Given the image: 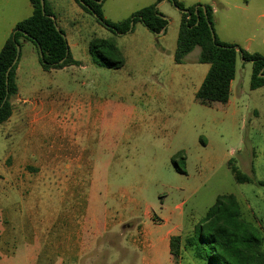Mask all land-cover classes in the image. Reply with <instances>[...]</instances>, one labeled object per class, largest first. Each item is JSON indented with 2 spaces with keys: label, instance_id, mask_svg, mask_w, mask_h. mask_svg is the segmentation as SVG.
I'll return each instance as SVG.
<instances>
[{
  "label": "rangeland",
  "instance_id": "1",
  "mask_svg": "<svg viewBox=\"0 0 264 264\" xmlns=\"http://www.w3.org/2000/svg\"><path fill=\"white\" fill-rule=\"evenodd\" d=\"M70 1L55 0L54 16L79 65L45 70L33 42L20 39L19 91L11 99L13 115L0 124V264H67L62 252L70 207L82 213L89 206L91 215L103 217L100 197L110 189L117 190L120 208L132 196L164 200L169 209L186 199V218L196 224L206 221L219 195L234 194L264 249V86L250 88L253 64L237 60L235 107L199 104L192 92L198 70L186 74L184 93L173 98L155 83L165 81L170 67L160 37L142 41L136 28L116 33L85 10L75 15ZM181 1L211 5L220 39L264 56V0ZM154 3L168 19L170 36L181 22L171 0H105L103 11L119 22ZM32 10L30 0H0V50ZM94 37L115 41L125 64L94 62ZM232 165L251 181L239 182ZM103 243L93 252L94 264H129L121 249L103 250ZM176 258L179 264H210L184 242Z\"/></svg>",
  "mask_w": 264,
  "mask_h": 264
},
{
  "label": "trees",
  "instance_id": "2",
  "mask_svg": "<svg viewBox=\"0 0 264 264\" xmlns=\"http://www.w3.org/2000/svg\"><path fill=\"white\" fill-rule=\"evenodd\" d=\"M76 1L83 10L93 14L99 23L116 33L124 34L132 31L137 21L143 22L155 34L165 31L168 25V19L159 11L156 3L144 6L122 21L113 22L104 15L105 0ZM171 1L181 11L175 62H185L187 55L199 46L201 52L198 61L210 65L195 94V100L199 104L214 106L228 103L239 55L253 64L250 88L257 89L264 86V56L243 48L238 50L235 44L222 41L216 33L213 35L214 10L211 5L187 6L181 0ZM30 2L33 7L32 14L15 25L0 50V124L13 115L11 99L19 91L17 68L20 56L9 72L8 83L7 71L16 58L17 44L21 46V38L33 42L45 70L80 64L72 56L64 30L56 28L51 18V15L55 14L47 0H45V12L41 0H30ZM39 48L43 51V58L40 56ZM89 51L94 62L101 66L120 68L126 61L121 49L112 39L92 38ZM180 155L182 153L178 152L176 157ZM229 163L232 164V160ZM178 169L185 172L184 169ZM232 170L239 182L251 181V178L243 174L235 165H232ZM183 242L194 247L196 254L208 260L210 264H264L263 239L258 228L243 217L241 206L234 194L219 195L216 203L207 210L206 221H199L191 235L171 238V250L176 257L179 256Z\"/></svg>",
  "mask_w": 264,
  "mask_h": 264
},
{
  "label": "crops",
  "instance_id": "3",
  "mask_svg": "<svg viewBox=\"0 0 264 264\" xmlns=\"http://www.w3.org/2000/svg\"><path fill=\"white\" fill-rule=\"evenodd\" d=\"M47 2L54 12L56 9L55 0H47ZM69 4L75 15L83 16L85 11L76 0H71ZM159 11L163 13L160 9ZM56 21L58 26L63 29L57 17ZM141 24L137 27L135 24L133 30L135 32L136 28L137 32L140 33L139 39L151 41L155 37H160L164 41L163 50L170 52V67L167 69L166 79L164 82L155 83L162 90H168L173 98L178 99L184 93L186 74L191 75L198 70L199 76L192 88L195 97L210 68L207 63H200V67H198L201 48L197 46L187 55L185 62L176 63L174 55L180 25L173 27L171 35L168 36L167 28L165 31L155 34L143 22ZM65 36L68 40L66 32ZM221 40L226 42L224 39ZM69 46L71 50L70 43ZM192 54L195 55L190 58ZM238 58H241L243 62L245 61L241 55ZM190 59L194 62L189 63ZM239 91L236 68V75L230 86V98L225 104L227 108L235 107L239 99ZM102 114L100 113V116ZM40 169L45 170L46 167L42 165ZM43 174L40 177H43ZM128 187L132 188L133 186L129 185ZM116 193V189L114 191L110 189L105 191V196L100 197L103 198L100 204L104 211L103 217L91 215L92 210L89 211V206L85 207L82 213H77L75 206L70 207L68 218L71 227L68 228L66 237H64L66 243L64 244V252H62L64 258H67L66 263L94 264L93 252L97 250L101 242H106L107 244L103 243L102 245V247L104 246L103 250L107 248V245L116 246V248L121 249L122 256L129 260V264H137V250L140 251L142 264H155L154 257L164 260L165 264H179L171 250V238L173 236L186 237L193 232L196 225L193 218L191 220L186 218L185 205L187 200L181 199L173 208L169 209L165 206L164 200L159 202L132 196L128 198L124 207L120 208L121 200L119 196H115ZM87 203L89 204L90 201ZM132 252L135 253L133 255L134 261H132Z\"/></svg>",
  "mask_w": 264,
  "mask_h": 264
},
{
  "label": "water",
  "instance_id": "4",
  "mask_svg": "<svg viewBox=\"0 0 264 264\" xmlns=\"http://www.w3.org/2000/svg\"><path fill=\"white\" fill-rule=\"evenodd\" d=\"M101 1H102V0H100V2H101ZM41 5H42L43 12H45V0H41ZM196 12H197V11H196ZM51 18L54 20L55 25H56V28H57L58 30H60V27L58 26L57 21H56V17H55L54 15H51ZM132 27H133V23H132ZM212 33H213V35H215V31H214L213 29H212ZM237 49L239 50V47H237ZM20 51H21V46H20L19 44H17V55H16V58H15L13 64L9 67V69H8V71H7V83H8L9 72H10L12 66H13L15 63H17V60H18V58H19V56H20ZM39 51H40V56L43 58V51H42V49L39 48ZM61 62H63V60H62Z\"/></svg>",
  "mask_w": 264,
  "mask_h": 264
}]
</instances>
